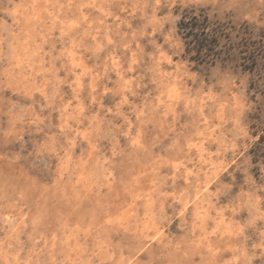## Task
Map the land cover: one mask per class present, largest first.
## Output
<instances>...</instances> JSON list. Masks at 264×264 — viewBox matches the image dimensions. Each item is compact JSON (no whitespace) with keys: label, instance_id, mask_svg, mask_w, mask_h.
I'll return each instance as SVG.
<instances>
[{"label":"rangeland","instance_id":"1","mask_svg":"<svg viewBox=\"0 0 264 264\" xmlns=\"http://www.w3.org/2000/svg\"><path fill=\"white\" fill-rule=\"evenodd\" d=\"M263 133L264 0H0V264H264Z\"/></svg>","mask_w":264,"mask_h":264},{"label":"trees","instance_id":"2","mask_svg":"<svg viewBox=\"0 0 264 264\" xmlns=\"http://www.w3.org/2000/svg\"><path fill=\"white\" fill-rule=\"evenodd\" d=\"M179 31L185 41L186 51L190 53V59L199 63H214L220 59L219 30L214 26L203 10L185 9L179 21ZM255 157L264 153V133L252 149Z\"/></svg>","mask_w":264,"mask_h":264}]
</instances>
